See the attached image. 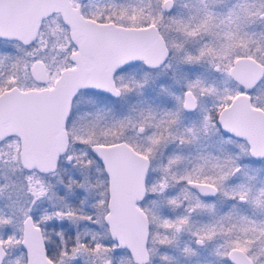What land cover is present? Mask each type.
Wrapping results in <instances>:
<instances>
[{
    "label": "snow or ice",
    "instance_id": "6c2138e0",
    "mask_svg": "<svg viewBox=\"0 0 264 264\" xmlns=\"http://www.w3.org/2000/svg\"><path fill=\"white\" fill-rule=\"evenodd\" d=\"M0 264H264V0H0Z\"/></svg>",
    "mask_w": 264,
    "mask_h": 264
}]
</instances>
